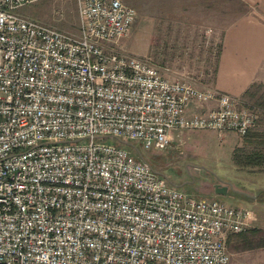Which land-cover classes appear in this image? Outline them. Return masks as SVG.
<instances>
[{"label": "built area", "instance_id": "2783aa9c", "mask_svg": "<svg viewBox=\"0 0 264 264\" xmlns=\"http://www.w3.org/2000/svg\"><path fill=\"white\" fill-rule=\"evenodd\" d=\"M0 0V264H229L247 208L195 197L106 138L166 150L171 131L247 136L258 113L113 45L122 0H76L73 34ZM192 102L216 106L186 115Z\"/></svg>", "mask_w": 264, "mask_h": 264}, {"label": "rangeland", "instance_id": "374dc122", "mask_svg": "<svg viewBox=\"0 0 264 264\" xmlns=\"http://www.w3.org/2000/svg\"><path fill=\"white\" fill-rule=\"evenodd\" d=\"M122 1L133 6L137 15L130 32L113 47L151 61L172 80L214 89L224 26L244 9L240 0H197V16L178 0ZM20 13L65 32H79L76 0H36ZM247 98L250 103L245 104L257 111L258 119L247 136L237 137L240 141L234 146L212 129L180 131L181 152L171 149L163 160L162 173L170 183L180 184L181 190L194 196L202 194L209 183L220 181L251 194L264 190V86L256 85ZM105 140L156 165L155 149H144L133 140ZM250 183L256 185L249 188ZM225 201L236 203L232 196H225ZM252 209L264 214V207Z\"/></svg>", "mask_w": 264, "mask_h": 264}, {"label": "crops", "instance_id": "0c3cea01", "mask_svg": "<svg viewBox=\"0 0 264 264\" xmlns=\"http://www.w3.org/2000/svg\"><path fill=\"white\" fill-rule=\"evenodd\" d=\"M173 1L171 0V3H174ZM240 1L244 9L224 26L214 89L232 96L239 102L250 103L247 98L250 91L256 85L264 86V0ZM178 2L186 3L187 7L189 5V12L197 16V0H178ZM214 106H216L215 102L208 104L192 102L186 109V115L205 112ZM180 131L182 130L171 131L172 139L168 149H155L152 154L156 164L152 165L163 177L165 175L162 171L166 166L163 160L169 156L168 151L174 149L181 152L182 132ZM218 135L227 137L228 143L232 146L240 141L237 138L239 134L234 131H226L222 134L218 132ZM198 143L199 137H197ZM170 184L180 189V184ZM253 185L256 184L250 183L248 187L252 188ZM224 187L225 192L218 191ZM237 189H233L230 182L209 183L202 194L199 193L195 197L206 200L216 198L226 203L225 196H232L236 203L230 205L250 210L256 218L252 227L246 232L229 236L228 250L231 255L229 264H264V214H255L252 209L254 206L264 207V202L258 199L260 192L264 190L251 194L244 188L237 187Z\"/></svg>", "mask_w": 264, "mask_h": 264}, {"label": "trees", "instance_id": "16d2710c", "mask_svg": "<svg viewBox=\"0 0 264 264\" xmlns=\"http://www.w3.org/2000/svg\"><path fill=\"white\" fill-rule=\"evenodd\" d=\"M258 197H259L258 199H259L261 202H264V191H263V192H260V194H259Z\"/></svg>", "mask_w": 264, "mask_h": 264}, {"label": "water", "instance_id": "95a60500", "mask_svg": "<svg viewBox=\"0 0 264 264\" xmlns=\"http://www.w3.org/2000/svg\"><path fill=\"white\" fill-rule=\"evenodd\" d=\"M219 192H225V187L222 188L221 190H218Z\"/></svg>", "mask_w": 264, "mask_h": 264}]
</instances>
